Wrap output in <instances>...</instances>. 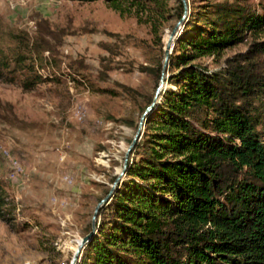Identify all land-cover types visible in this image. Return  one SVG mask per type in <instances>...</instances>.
<instances>
[{"label": "trees", "instance_id": "1", "mask_svg": "<svg viewBox=\"0 0 264 264\" xmlns=\"http://www.w3.org/2000/svg\"><path fill=\"white\" fill-rule=\"evenodd\" d=\"M105 1L143 20L155 36L157 54L141 65L155 80L154 91L146 95L119 83L132 99L144 98L143 113L162 76L161 29L173 16L181 19L184 5ZM189 7L169 57L166 86L77 264H264V38L253 37L245 51L216 69L198 61L218 58L263 30L264 0ZM32 20L33 36L9 32L12 45L0 47V79H18L25 90L50 80L36 67L48 60L45 53L56 59L69 34L39 12ZM108 34L114 41L101 43L109 52L101 58V79L109 77L125 38ZM0 110L18 120L11 103L0 101ZM0 219H16V205L1 180Z\"/></svg>", "mask_w": 264, "mask_h": 264}, {"label": "rangeland", "instance_id": "2", "mask_svg": "<svg viewBox=\"0 0 264 264\" xmlns=\"http://www.w3.org/2000/svg\"><path fill=\"white\" fill-rule=\"evenodd\" d=\"M211 1L187 0L189 6ZM35 12L69 34L59 56L45 53L48 60L36 67L49 81L25 90L18 79H0V101L11 103L18 118L13 122L0 110V180L16 205L15 220L0 219V264L71 263L95 206L121 171L142 114L144 98L132 99L119 83L146 95L155 89L153 77L141 70L157 54L143 20L105 0H0V47L12 45L9 32L33 36ZM178 21L173 16L161 29L164 48ZM109 32L125 38L109 77L101 79V58L109 53L101 43L114 41ZM253 37L264 38V29L218 58L198 61L216 69Z\"/></svg>", "mask_w": 264, "mask_h": 264}, {"label": "water", "instance_id": "3", "mask_svg": "<svg viewBox=\"0 0 264 264\" xmlns=\"http://www.w3.org/2000/svg\"><path fill=\"white\" fill-rule=\"evenodd\" d=\"M182 3L184 5V13H183V16L181 17V19L177 22V24L172 29L171 36H170V38L166 44V47L164 50L162 76H161V80H160V83L158 85V88L156 89L154 98H153L152 102L146 107L144 112L142 113L140 120H139V123H138L137 131L133 137V140L131 141V143L129 144V146L126 149L121 171L117 174L116 178L114 179V182L112 183L108 193L95 206L93 216H92V221H91V231L82 237V240H81L78 248L74 252V255L72 257L70 264H77L79 256L81 255V252L83 251V248L85 247V245L89 242V240L95 234V231L97 229V217H98L99 210L107 201H109L111 199V197L113 196V194L117 188V185L120 183V181L126 175L130 154H131L132 150L134 149L135 145L137 144V141L142 136L143 127L145 125L146 118L151 113V111L155 108V106L157 105V103L160 99V93L163 90V88L166 86L165 74H166V71L168 68L169 57H170V54L172 52L173 44L175 42V35H177L179 33V29L182 26L183 21L185 20V18L187 17V15L189 13V5H188L187 0H182Z\"/></svg>", "mask_w": 264, "mask_h": 264}, {"label": "built area", "instance_id": "4", "mask_svg": "<svg viewBox=\"0 0 264 264\" xmlns=\"http://www.w3.org/2000/svg\"><path fill=\"white\" fill-rule=\"evenodd\" d=\"M6 155L8 156V153H6ZM18 167H19V162H16L15 165L13 166V169H18Z\"/></svg>", "mask_w": 264, "mask_h": 264}, {"label": "bare ground", "instance_id": "5", "mask_svg": "<svg viewBox=\"0 0 264 264\" xmlns=\"http://www.w3.org/2000/svg\"><path fill=\"white\" fill-rule=\"evenodd\" d=\"M171 36V35H170ZM176 36V35H175ZM170 38V37H169ZM169 40V39H168ZM11 158V157H10ZM22 166V165H21ZM14 170V169H13ZM22 172H23V170H22ZM15 173V172H14ZM79 246V245H78Z\"/></svg>", "mask_w": 264, "mask_h": 264}]
</instances>
